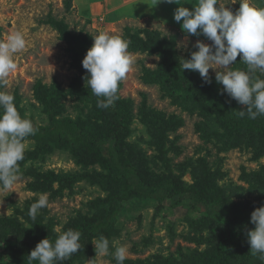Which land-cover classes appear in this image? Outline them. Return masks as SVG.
<instances>
[{
    "label": "rangeland",
    "instance_id": "rangeland-1",
    "mask_svg": "<svg viewBox=\"0 0 264 264\" xmlns=\"http://www.w3.org/2000/svg\"><path fill=\"white\" fill-rule=\"evenodd\" d=\"M164 1L136 0L124 6L119 0H0V98L9 106L17 100L25 115L45 126V108L36 92L41 84L57 97L59 118L96 120L87 82L73 68L69 46L53 24L62 23L71 35L89 42L95 65L109 81L119 80L117 97L131 112L126 151L146 179L168 177L159 161V144L164 143L172 175L186 184L211 182L234 201L261 204L264 154L244 145L226 146L234 138L222 133L212 116L187 103L176 105L159 85L148 83L146 72L158 69L160 57L142 51L140 45L153 38L171 48L180 63L194 61L203 78L219 77L235 112L250 117L251 92L238 83L230 57L264 76V58L254 45V26L264 28V0H201V16L207 18L202 33L188 27L198 12L178 4L172 7L171 1L170 7L162 8ZM161 119L168 122L165 133L156 132ZM34 150L31 141L12 133L0 135V218L25 224L17 211L24 212L32 200L35 213L43 215L41 223L51 225L55 233L79 213L92 215L94 202L104 199L106 191L93 184L91 173L75 162L73 153L56 150L7 169L11 159ZM93 168L101 172L97 165ZM36 175L39 183H51L52 190H29ZM184 215L182 208L157 215L151 202L132 203L118 219L110 247L95 239L80 264H138L155 256H176L179 246L205 249L204 244L197 247L178 236L187 230ZM255 236L264 241V230Z\"/></svg>",
    "mask_w": 264,
    "mask_h": 264
},
{
    "label": "trees",
    "instance_id": "trees-1",
    "mask_svg": "<svg viewBox=\"0 0 264 264\" xmlns=\"http://www.w3.org/2000/svg\"><path fill=\"white\" fill-rule=\"evenodd\" d=\"M53 24L60 39L69 46L73 68L87 82L96 120L59 118L57 97L47 94L41 84H37L36 92L45 108V126L25 115L17 100L9 106L0 98V135L12 133L35 145L32 153L11 159L7 169L12 171L46 153L67 150L85 172L91 173L93 184L104 188L106 196L94 202L92 215L79 213L60 233L41 223L43 215L35 213L34 200L26 204L24 212L17 211L26 225L19 219L0 218V264H80L95 239L110 247L118 219L127 206L143 201L153 203L157 215L165 209H184L187 230L178 236L197 247L204 244L205 249L179 246L176 256H155L153 261L138 264H264V241L255 236L256 231L264 230V202L234 201L211 182L186 184L172 175L164 143L159 144V161L168 177L146 179L132 166L131 154L126 151L131 112L127 103L117 97L119 80L110 82L105 71L95 65L87 40L82 42L71 35L62 23ZM254 31V45L264 58V28L255 25ZM140 49L160 57L158 69L146 72L148 83L159 85L176 105L187 103L194 111L212 116L217 128L234 138L226 146L244 145L264 154V76L230 57L232 73L240 86L251 92L249 102L254 111L250 117H243L235 112L228 88L221 87L219 77L203 78L194 61L180 63L171 48L153 38L141 41ZM157 123L156 132L169 130L164 119ZM96 165L101 172L93 168ZM39 180L34 176L27 188L32 192L52 190L51 183L44 185ZM168 230L173 239L174 226Z\"/></svg>",
    "mask_w": 264,
    "mask_h": 264
},
{
    "label": "crops",
    "instance_id": "crops-1",
    "mask_svg": "<svg viewBox=\"0 0 264 264\" xmlns=\"http://www.w3.org/2000/svg\"><path fill=\"white\" fill-rule=\"evenodd\" d=\"M120 2L122 1V5L130 4L132 2H135L136 0H119ZM159 1H164V0H156V3ZM171 1L172 7H176L178 4L181 5L184 8L191 7L193 8L196 12H198V17H195L194 19H189V29L194 30L198 33H202L204 29L207 27V18H204V16H201L203 13V7L201 6V0H165L163 2L162 8H168L169 4ZM248 1V0H247ZM133 4V3H132ZM170 7V6H169Z\"/></svg>",
    "mask_w": 264,
    "mask_h": 264
}]
</instances>
